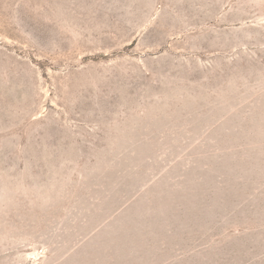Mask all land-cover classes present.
Masks as SVG:
<instances>
[{"label": "rangeland", "instance_id": "rangeland-1", "mask_svg": "<svg viewBox=\"0 0 264 264\" xmlns=\"http://www.w3.org/2000/svg\"><path fill=\"white\" fill-rule=\"evenodd\" d=\"M0 264H264V0H0Z\"/></svg>", "mask_w": 264, "mask_h": 264}]
</instances>
